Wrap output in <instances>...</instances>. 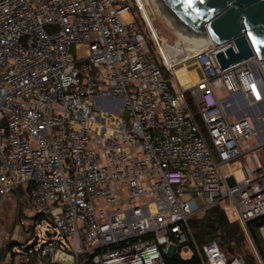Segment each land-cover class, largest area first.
Returning <instances> with one entry per match:
<instances>
[{"label":"built area","instance_id":"obj_1","mask_svg":"<svg viewBox=\"0 0 264 264\" xmlns=\"http://www.w3.org/2000/svg\"><path fill=\"white\" fill-rule=\"evenodd\" d=\"M145 10L144 0H0V204L28 189L32 217L54 234L0 264H166L182 252L247 264L234 247L195 244L188 222L215 206L245 227L264 217V61L221 70L215 55L236 53L233 41L163 43ZM142 29L166 71L196 59L203 79L171 92ZM185 193L204 207L193 212Z\"/></svg>","mask_w":264,"mask_h":264},{"label":"rangeland","instance_id":"obj_2","mask_svg":"<svg viewBox=\"0 0 264 264\" xmlns=\"http://www.w3.org/2000/svg\"><path fill=\"white\" fill-rule=\"evenodd\" d=\"M146 13L149 15L150 24L152 25L158 39L163 43L172 44L178 39V33L162 16L157 12V9L153 3V0H144ZM132 13L136 17L138 23L143 25L142 19L139 17L136 10L133 8ZM144 36L146 38L147 44L154 54L155 60L161 70L162 76L165 80L168 81L171 92V84L178 87L179 89H184L190 85L203 79V72L200 66V63L196 59H192L187 63L175 68L171 73L166 71L157 56L155 50L151 48V44L148 40V35L145 29H142ZM70 56H75V49L72 47L69 52ZM175 77V80L172 81V78ZM221 96H224L222 91ZM190 105V97L186 95ZM256 156L264 162V149L260 148L256 150ZM247 164V160L244 158L236 161L233 173L237 182H240L243 178L242 175V166ZM224 171H227V168L224 167ZM21 193H13L6 198L4 202L0 204V252L2 255L7 252V248H11V253L18 254L21 248L30 247L37 251L40 248V245L44 240H46L45 232L53 233V228L50 224V220L40 216L39 218L32 217L30 211V196L29 191H26L22 186L19 187ZM182 199L188 203L189 208L193 212H197L204 207V201L201 197H193L189 193H185L182 196ZM226 215L230 221H236V213L229 209L225 208ZM200 218V217H199ZM241 225V224H240ZM242 230L244 231V242L242 245L243 256L253 259L254 264H261V258L258 254V251L255 247V244L252 241L250 234L248 233L245 226L241 225ZM257 234L261 238L264 245V225L259 226L257 229ZM19 244V246L17 245ZM235 252L240 253L238 249H235ZM182 260H189L191 252H182ZM178 258V257H177Z\"/></svg>","mask_w":264,"mask_h":264},{"label":"water","instance_id":"obj_3","mask_svg":"<svg viewBox=\"0 0 264 264\" xmlns=\"http://www.w3.org/2000/svg\"><path fill=\"white\" fill-rule=\"evenodd\" d=\"M153 3L158 14L184 37L199 38L206 34L214 46L233 41L236 53L229 48L225 54L215 55L221 70L252 57L264 61V0H153Z\"/></svg>","mask_w":264,"mask_h":264},{"label":"trees","instance_id":"obj_4","mask_svg":"<svg viewBox=\"0 0 264 264\" xmlns=\"http://www.w3.org/2000/svg\"><path fill=\"white\" fill-rule=\"evenodd\" d=\"M21 189L18 188L12 193H21ZM26 191H29L28 189ZM39 218L40 215L35 218ZM264 225V217L257 219L249 224H247L246 229L250 234L253 243L258 251V254L261 260L264 263V245L261 238L258 236L256 229L259 226ZM188 227L191 233V238L198 246H202L207 242H218L222 248L234 247L245 260L247 264H254V260L247 258L241 254L242 245L244 242V231L241 228V225L238 221H230L226 213L218 206H215L207 210L203 216L193 217L188 222ZM19 246V244H17ZM12 248V247H11ZM11 248H7V251H11ZM25 250H33L30 247H27ZM166 264H197L199 259L196 255L192 260H182L180 258H169L164 257ZM33 261L27 263L32 264Z\"/></svg>","mask_w":264,"mask_h":264},{"label":"bare ground","instance_id":"obj_5","mask_svg":"<svg viewBox=\"0 0 264 264\" xmlns=\"http://www.w3.org/2000/svg\"><path fill=\"white\" fill-rule=\"evenodd\" d=\"M146 14H147L148 20L150 21L148 13H146ZM179 36H181L184 39L193 40L195 42V44L198 45V47H202V46H205V45H208V44L211 43V40H210L209 36L206 35V34L203 37H199V38H187V37H184L183 35H179Z\"/></svg>","mask_w":264,"mask_h":264},{"label":"crops","instance_id":"obj_6","mask_svg":"<svg viewBox=\"0 0 264 264\" xmlns=\"http://www.w3.org/2000/svg\"><path fill=\"white\" fill-rule=\"evenodd\" d=\"M185 88H187V87H185ZM185 88H184V89H185ZM12 194H13V193H11L10 195H12ZM10 195H9V196H10ZM9 196H8V197H9Z\"/></svg>","mask_w":264,"mask_h":264}]
</instances>
